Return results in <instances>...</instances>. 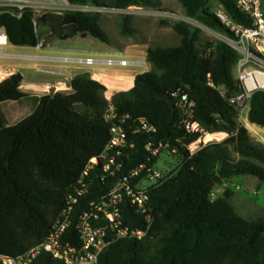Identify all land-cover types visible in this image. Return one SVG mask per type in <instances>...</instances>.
<instances>
[{
	"label": "trees",
	"instance_id": "trees-1",
	"mask_svg": "<svg viewBox=\"0 0 264 264\" xmlns=\"http://www.w3.org/2000/svg\"><path fill=\"white\" fill-rule=\"evenodd\" d=\"M182 11L200 23L225 34L211 14L210 0H177ZM230 18L249 27L248 18L231 0H215ZM73 4L154 8L151 0H69ZM25 10L20 18L0 13L2 39L15 47L36 48L37 27L46 28L51 42L87 35L108 43L97 14H41L35 19ZM130 16L120 17V33L131 36ZM165 25L166 22H161ZM177 46L152 47L145 60L152 70L135 76L128 91L115 93L108 102L106 87L79 73L70 81L71 92L35 97V109L13 125H7L1 105L29 98L21 91L20 72L0 82V256L17 258L40 244L68 205L77 198L72 220L87 209L88 203L105 193L115 180L101 181L99 167L91 170L85 182L90 188L78 195V181L88 161L104 150L110 134L105 113L111 105L115 123L128 117L152 124L153 135L128 136L134 149L129 167L146 159L145 145L168 143L177 149L180 165L168 179L148 190L153 221L148 230L143 217L131 208L126 222L145 231L141 239L124 238L111 244L98 264H264V211L255 219L239 215L231 204L232 192L211 199L210 183H223L236 176H249L264 182V145L256 142L239 122L238 109L229 98L240 88L233 76L236 53L221 41L209 42L200 50L199 31L175 23ZM7 39V40H6ZM211 83L213 86H210ZM186 94L195 103L193 121L206 134L226 133L221 142L202 145L193 155L186 146L200 134H186L180 127V114L159 97L171 95V88ZM247 121L264 127V92L249 100ZM157 159L155 158V161ZM70 240L78 243L73 227ZM1 264V263H0ZM32 264H62L50 255H40Z\"/></svg>",
	"mask_w": 264,
	"mask_h": 264
},
{
	"label": "built area",
	"instance_id": "built-area-1",
	"mask_svg": "<svg viewBox=\"0 0 264 264\" xmlns=\"http://www.w3.org/2000/svg\"><path fill=\"white\" fill-rule=\"evenodd\" d=\"M238 10L249 20L246 27L234 22L223 7L216 2L211 14L227 33L217 32L184 12L166 9H144L138 6L115 8L100 6L93 3L73 4L69 0H0V13H9L20 18L25 10L33 13L35 19L41 14L49 13L62 16L67 13H83L117 16H145L163 21L186 24L189 27L203 31L217 38L236 53L237 61L234 77L240 92L229 98L231 105L238 109L239 116L248 107L250 98L255 92H264V1L263 0H231ZM0 33L4 34L3 29ZM5 35V34H4ZM6 37V36H5ZM64 62L78 64L84 68L93 66L141 67L142 60H96L61 59ZM210 86H213L209 83ZM174 106L180 114V127L186 134H200L197 141L186 146L189 155H193L200 147V138L204 136L202 128L193 121L195 103L189 97L176 90L170 95ZM106 98V97H105ZM109 102L110 99L106 98ZM116 115L109 105L105 113V121L110 123L109 140L102 153L91 158L78 181L77 194L83 195L90 188L85 179L91 170L99 167L100 179L115 180L112 186L103 194L88 203L87 209L73 222L72 213L77 198L69 196L68 205L55 220L47 237L38 245L30 248L24 255L17 258L0 256L1 264H32L42 254H48L53 260L62 264H98L99 256L113 243L124 238L141 239L152 224V210L149 205L148 190L160 180L170 178L178 169L180 163L168 171L161 172L156 166L163 153L177 156V149H170L168 143L150 142L144 147L147 156L145 161L129 167L132 161L134 145L128 136L136 134L153 135L155 127L146 120H133L126 130L123 125L128 117L121 118L118 123L113 120ZM204 142V141H203ZM155 158L157 159L155 161ZM134 210L146 222V230H135L125 220L127 208ZM73 227L78 243L70 240L68 230Z\"/></svg>",
	"mask_w": 264,
	"mask_h": 264
},
{
	"label": "rangeland",
	"instance_id": "rangeland-1",
	"mask_svg": "<svg viewBox=\"0 0 264 264\" xmlns=\"http://www.w3.org/2000/svg\"><path fill=\"white\" fill-rule=\"evenodd\" d=\"M109 1V0H103ZM156 3L157 6L149 9H166L171 11L183 12L181 6L177 0H151ZM264 1V0H263ZM216 4L215 0H210L209 8L212 11ZM144 9H148L142 7ZM120 17L117 15H100V26L107 33L110 41L120 42L122 40H128L126 36L120 33ZM161 22H166L162 25ZM130 26H139L138 35L129 37L134 38L145 44V47H159L169 48L177 46L180 38L173 30V22L159 20L154 17L145 16H130ZM37 36L39 38V44L36 48L28 47H15L7 42V45L0 47V66L7 70L9 73L20 72L23 76L21 90L27 91L29 97L23 99L20 102H7L1 105L2 112L4 114L6 124L13 125L21 119L28 116L36 107L35 96L52 95L55 93H69L63 91V86L59 84L61 80L67 78V72L71 74L75 73L74 69L61 70L51 66L57 65V63L70 64L75 68L74 63H66L61 59L67 58H48L42 60L38 58L41 56L44 50H72V56L75 57V50H89L92 51L97 48H104L106 45L98 40H95L87 35H80L71 40L55 41L51 42L50 37L47 34L46 28L37 27ZM199 31V42L197 46L200 50L204 48L209 42L218 41L217 38L209 36L203 31ZM2 38V37H1ZM72 60V59H70ZM4 63V64H2ZM71 67V68H72ZM96 66L93 70L96 72ZM117 67V66H116ZM100 70L113 71L115 66L99 65ZM92 70V71H93ZM128 75L131 77L140 72H146L152 70V67L146 60H143V66L141 67H127ZM89 75V74H88ZM234 76V73H233ZM58 86V87H57ZM61 87V89H60ZM106 95V94H105ZM108 96V95H107ZM248 107L244 109L242 115L239 116V122L243 125L246 124ZM224 137H218V139L202 142L204 139L200 138L201 144L196 143L194 147H200L213 142H221L227 137L226 133H223ZM253 137L259 140V134H252ZM180 163V159L177 156H170L167 153H163L157 163L156 168L165 172L169 169L176 167ZM229 190L233 196L231 198V204L239 215L246 219H255L261 216L264 211V182H260L256 178L249 176H236L226 181L225 183L215 184L212 187L211 199L215 200L221 197L225 191Z\"/></svg>",
	"mask_w": 264,
	"mask_h": 264
},
{
	"label": "crops",
	"instance_id": "crops-1",
	"mask_svg": "<svg viewBox=\"0 0 264 264\" xmlns=\"http://www.w3.org/2000/svg\"><path fill=\"white\" fill-rule=\"evenodd\" d=\"M135 33L131 36H126L128 40H122L120 42H112L110 41V38L108 37V43H105L104 48H97L92 51L89 50H75V57L72 56L73 51L72 50H44L42 51L41 56L38 58L45 60L48 58H67V59H84V58H92L96 60H126V61H136V60H144L146 56V50L149 47H145V44L143 42H140L134 38H130L132 36L138 35V29L139 26H134ZM70 64H63V63H57L54 67L56 69H61V70H69V69H74L75 73L71 74L69 71H66L67 78L65 80H61L59 82L60 85L63 86V91L71 92V87H70V81L73 78V76L79 74V73H86L89 74L90 78L98 81L102 85L106 87V92H105V97L110 99L111 96L115 93L122 92V91H128L130 90L133 85H134V79L135 76L138 74H141L143 72L137 73L134 76L128 75L129 72L127 70V67H119L115 66V70L113 71H102L100 70L99 66H96V72L93 70V67H88L84 68L78 64H75V68L72 66H69ZM72 67V68H71ZM93 70V71H92ZM12 74V73H11ZM10 74V75H11ZM9 75V76H10ZM8 76V77H9ZM7 77V78H8ZM132 78V82H130V85L125 88V80L128 78ZM123 86V87H122ZM61 89V88H60ZM115 90V91H114ZM23 93L27 94L28 92L25 90H21ZM109 95V96H107ZM30 97H34L31 96ZM37 98H40V96H35ZM248 111V110H247ZM243 127L246 128V130L249 132L250 136L258 143H261L264 145V127H258L256 125L250 124L246 120V124L243 125ZM217 134V133H215ZM259 134V140L255 139L253 135Z\"/></svg>",
	"mask_w": 264,
	"mask_h": 264
},
{
	"label": "bare ground",
	"instance_id": "bare-ground-1",
	"mask_svg": "<svg viewBox=\"0 0 264 264\" xmlns=\"http://www.w3.org/2000/svg\"><path fill=\"white\" fill-rule=\"evenodd\" d=\"M1 35H4V34H1L0 33V47H4L7 45V42L4 41L2 38H1ZM5 36V35H4ZM7 40V39H6ZM4 64V63H2ZM13 73V72H11ZM11 73H9L7 70H5L4 68H2L0 66V82L3 81L4 79H6ZM12 75V74H11ZM132 78H128L125 80V88L128 87L130 85V82ZM58 87V86H57ZM123 87V86H122ZM61 88V87H60ZM115 91V90H114ZM109 96V95H108ZM225 135L223 133H217V134H205V136L203 137L204 139L202 140V142H209V141H212V140H215V139H218V137H224Z\"/></svg>",
	"mask_w": 264,
	"mask_h": 264
},
{
	"label": "water",
	"instance_id": "water-1",
	"mask_svg": "<svg viewBox=\"0 0 264 264\" xmlns=\"http://www.w3.org/2000/svg\"><path fill=\"white\" fill-rule=\"evenodd\" d=\"M176 89H177V86L175 85L171 88V92H175ZM159 100L165 101L168 104V106L170 107V109H172V110L175 109L173 99L169 94L159 97ZM222 182H223L222 180L218 179L215 182L210 183L209 187L212 188L215 184H221Z\"/></svg>",
	"mask_w": 264,
	"mask_h": 264
}]
</instances>
